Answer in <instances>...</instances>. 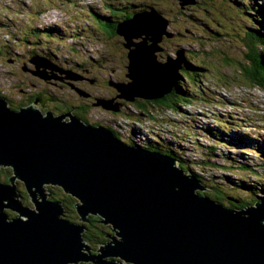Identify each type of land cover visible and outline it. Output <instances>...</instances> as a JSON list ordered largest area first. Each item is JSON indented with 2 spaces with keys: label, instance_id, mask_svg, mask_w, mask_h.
<instances>
[{
  "label": "water",
  "instance_id": "1",
  "mask_svg": "<svg viewBox=\"0 0 264 264\" xmlns=\"http://www.w3.org/2000/svg\"><path fill=\"white\" fill-rule=\"evenodd\" d=\"M153 13L134 14L116 28L129 62L128 83L108 82L119 99L158 100L177 85L184 50L176 51V59L157 61L168 20ZM140 48L148 50L150 61L136 65ZM35 62L30 60L35 70L22 71L40 80L75 79L59 68L48 75ZM46 100L37 97L11 110L0 98V167L12 170L8 183H0V264H264L263 203L232 210L200 196L205 191L200 181L172 157L129 145L70 112L42 116L35 105ZM112 100L96 99L93 106L116 113ZM15 179L24 184L33 208L23 206ZM48 185L76 200L81 224L63 218L61 202L48 201ZM89 216L114 233L96 254L82 237Z\"/></svg>",
  "mask_w": 264,
  "mask_h": 264
},
{
  "label": "rangeland",
  "instance_id": "2",
  "mask_svg": "<svg viewBox=\"0 0 264 264\" xmlns=\"http://www.w3.org/2000/svg\"><path fill=\"white\" fill-rule=\"evenodd\" d=\"M132 1L0 0V97L17 108L18 103L36 89V77L32 78L28 75L29 72L22 71L27 66L28 69H33L34 65L29 63L31 59L35 63L44 64L45 72L49 69V73L46 72L48 75L50 68L75 62L87 71L88 78L95 81V84H82L83 89L91 94V102L95 98L104 101L113 98L112 104L120 111L114 113L100 107L86 106V102L73 89L76 88L74 85L52 87L49 91L59 101L49 109L61 114L67 107L85 105L79 113V117H85V123L113 127L119 132L118 138L123 142H129L127 131H135L137 128L139 140L157 137L166 140L174 152H180L181 149L187 159L184 167L201 177L205 185L218 187L224 207L229 206L226 197L239 196V192L233 187L240 182L254 187V194H245L244 190L241 194V198L250 202V205L241 209H229L243 210L260 202L258 199L264 196V89L247 86L236 73L239 64L247 66L242 35L245 28L253 27L247 20L255 12L247 9L239 12L237 9L246 6L264 8V0H238L240 2L235 3L236 6L234 0H216L214 3L200 0L194 6L187 5L183 8H180V0H135V4L141 5L146 1L149 7L159 10L170 19L165 28V39L168 41H163V50L156 54L158 62L166 63L168 59H176V51L184 50L185 58L195 64L204 62L202 68L208 71L194 73L191 76L193 81L186 82L183 79L181 84L177 82L178 86L192 90H196L200 82H203L200 91L202 97L179 107L183 112L182 117H179L181 111L174 115H158L155 112L149 114L152 111L150 107L146 108L144 116H140L134 103L119 99L115 88L107 85L110 81L128 83L126 68L129 62L123 38L117 35L108 38L107 31L101 24L105 20L99 22V16L106 15L123 22L126 17L115 15L112 9L117 14L128 16L131 13L128 6ZM46 15V19L42 18ZM207 23H210V27ZM257 48L260 50L259 44ZM140 52V60L136 61V65L150 61L148 50L140 48ZM262 55L264 58V52ZM218 119L237 125L234 130H230L229 123L226 122L228 126L225 128L221 124L225 128L222 129L216 122ZM209 129L226 141L223 143L224 147L220 144L216 147L215 157H209L210 152L207 150L212 143ZM166 133L169 135H164ZM245 135L246 138L243 137ZM243 164L255 168L262 179L256 181L252 174L231 168ZM6 171L7 168L0 167V183H4ZM48 186L45 189L47 191L52 187ZM20 200L25 202L21 196ZM29 205L32 206L30 203ZM6 211L8 218H11L10 214L14 215ZM94 231L91 229L92 233Z\"/></svg>",
  "mask_w": 264,
  "mask_h": 264
},
{
  "label": "trees",
  "instance_id": "3",
  "mask_svg": "<svg viewBox=\"0 0 264 264\" xmlns=\"http://www.w3.org/2000/svg\"><path fill=\"white\" fill-rule=\"evenodd\" d=\"M198 1H200V0H194V3L196 4V3H198ZM206 1H208L207 3H214L216 0H203V2H206ZM134 2H135V0H133L132 3L128 6L131 9V11H130L131 13L128 16L117 14L113 9H112V13H114L115 15H117L119 17H123V18L126 17L125 20H127L133 14H139V13H143V12L144 13L145 12H154L160 16H163L165 19L170 20L167 18L166 15H163L159 10H157L153 7H149L147 5L146 1H144L143 5L138 4V3L135 4ZM237 2H240V1L234 0V5ZM122 4H125V2H122ZM195 4L190 5V6H194ZM243 9L251 10V11L255 12V15H253V17L250 16L247 20V23H249L253 27L250 29L245 28L246 30L243 31V35H242L244 46L246 49L245 57H246L247 66L239 64L238 68L236 70V73H238V75L241 76V78L244 80V82L247 86H249L251 88L264 89V58L262 55L264 52V32H263L264 31V24H263L264 23V8L259 7V6H255V7L246 6V7H242L240 9H237V10H239V12H242ZM257 18H261V19H257ZM102 20H105V21L102 22ZM99 22H102L101 24H102V26H104L105 30L107 31L108 38H111L112 36L117 35L116 34V28L119 24L123 23L124 21L119 22L118 20H114V19H110V18L106 17V15H104V16L102 15V17L99 16ZM207 24L210 27V23H207ZM255 26H257V27H255ZM117 36H119V35H117ZM165 38H166V36H163L164 40H165ZM257 44L260 45V50H258ZM162 45L160 44V48H162ZM191 61L192 60H190V59H187V58L185 59V63L183 64L182 69L179 71V78L177 80L178 84H181L180 82L183 81V79H185L186 82L193 81L191 76L194 75V73L208 72L202 68V65L204 62H202L200 64H195L194 62H191ZM63 67H66V66H63ZM61 70L70 72L69 69H61ZM79 70H82L80 66H79ZM71 72H73V71H71ZM73 73H76V72H73ZM200 83H199L200 85H198L196 90L186 89V88H183L182 85L178 86V84H177L176 87L173 89V91L170 94L162 97L161 99H158V100L135 99L134 102H132V103H134L135 109L140 114V116L145 115L147 107H150L152 109L151 113L147 112L149 114H152V112H155L158 115H160V113H171L172 115H174V114H177L181 111L179 108L180 106H186L187 104L195 101L196 98H200V96L202 97L200 91L202 90L201 85L203 82H200ZM29 96H30L29 101H32L34 99V95L31 93V95H29ZM0 98H2V97H0ZM2 99H4V98H2ZM95 101H96V98L94 99V102ZM27 102H28V100H27ZM94 102L92 103V105L94 104ZM18 104L19 105L17 106V108L10 106L9 104H8V107L11 110H16V109H19L21 107H24L26 105L25 98H23V100ZM181 113L182 114L179 117L183 116L182 111H181ZM83 117H79V118L82 122L85 123L86 120H84L85 117L84 118ZM139 122H141V121H139ZM216 122H217L218 126L221 127L222 129H225L228 126L226 124V122H228V121L225 119L224 120L218 119V120H216ZM228 123H229V129L234 130L233 128L237 125V123H234V122H228ZM140 124H142V123H140ZM221 124L224 125L225 128H223L221 126ZM92 126H99V125L95 124ZM100 126H102V125H100ZM107 128H109V130L116 137H120L119 132L114 130L113 127H107ZM208 131L210 133L213 144L211 143L210 146L207 148V150H208V152H210L209 157H215L214 154L217 151L216 147L219 144L224 147L223 143H226V141L223 138H220V136H218V134L216 132H214L213 130L209 129ZM126 134H127L126 136L128 137L129 142H125V143L132 145V146L144 148L148 151L160 152V154L167 155V156H170L173 159H175L178 162V167L183 172L185 169H188V172H190L196 179L200 180V183L205 188V191L208 190V192H205V191H203L202 193L199 192L198 194L200 196L204 195V196L210 198L211 200H213L217 203L223 204L222 203L223 199L221 198V196H219L220 191H219L217 186L205 185L204 182L201 180L202 179L201 177H199L198 175L193 173L188 167H184V164L186 163L187 159L182 154L181 149H180V152H174L170 148L169 143L166 140L160 139L157 136H155L157 138L154 137L155 139H152V140H139L137 138V135H136L134 130H129V131H127ZM164 135L168 136L169 134L166 133ZM243 137L246 138L247 136L245 135ZM251 142H253V140H251ZM238 143H241V141ZM195 144L197 146H200L198 143H195ZM252 149L254 151H257L253 147H252ZM251 153H253V151ZM222 158H224V157H222ZM206 159H209V158L207 157ZM231 168H236L237 169L236 171L247 172L248 174H252L256 181L259 179H262V177L256 172V169L251 168L248 165L243 164V165H240L238 167H232L231 166ZM6 173H7V175H5L4 177L7 179V177L11 175L12 170L9 167H7ZM241 181H244V180H241ZM4 182H6V181H4ZM52 187L50 188L52 191V195L50 198H48V201H50V202L51 201L61 202L63 207H64L63 218L70 221V222L76 223L77 215L73 209L74 205L76 204V200L74 198H72L71 196L66 195V193H64V191L60 187H53V188ZM47 188H49V186H45V189H47ZM207 188H209V189H207ZM17 189H18V193L22 197V200L26 201L27 200V198H26L27 197V191H26L24 184L22 182L20 185L17 186ZM233 189H235L237 192H239V194H238L239 196L236 198L235 197H226V199L231 198L233 200V201L228 200L229 206H226V208H228V209L229 208L241 209V208H244V207L250 205V202L244 201L241 198V194H242L243 190L246 191L245 194H254L253 193L254 187L252 185H249V184L244 183V182H240L237 186L233 187ZM210 190H216V192L211 193ZM24 195H25V197H24ZM258 201H260V203L264 204V196L262 198L258 199ZM9 212H11V211H9ZM11 213H13V212H11ZM10 216L15 217V214L14 215L10 214ZM98 220H99V217H97V216H89L88 222L86 224H84V232L82 235L83 241L91 249L94 245L93 243L97 244V246L99 247L100 245L108 242V239L106 236L110 235V231L108 229L109 227L102 225L100 222L98 223ZM78 224H81V223H78ZM91 229H94L95 231L92 233ZM81 264H92V263H81Z\"/></svg>",
  "mask_w": 264,
  "mask_h": 264
},
{
  "label": "flooded vegetation",
  "instance_id": "4",
  "mask_svg": "<svg viewBox=\"0 0 264 264\" xmlns=\"http://www.w3.org/2000/svg\"><path fill=\"white\" fill-rule=\"evenodd\" d=\"M93 3V2H92ZM177 38V37H176ZM163 41H164V39L162 40V42H161V45L163 44ZM165 41H168V40H166L165 39ZM170 42V41H169ZM161 50H163V48H160V51L159 52H161ZM48 61V60H47ZM49 62V61H48ZM30 63V62H29ZM50 63V62H49ZM32 65V64H31ZM33 66V65H32ZM28 67L29 66H27V67H25L24 69L25 70H27V71H29V70H33V69H35V67L33 66L32 68L33 69H28ZM56 67H58L59 69H69L70 71H73V72H76L75 74H76V76H75V79L73 80V81H70V82H68L66 79H64V75H56V77L57 78H52V79H49V80H39V79H37V78H34L33 76H32V74L30 75V74H28V73H25V76H31L32 78H34L37 82H38V86L36 87V89L33 91V92H31L33 95H34V99L35 98H37V97H41V98H47V100L43 103V104H40V103H38V104H36L35 105V108L38 110V112L43 116V115H45L46 113H52L54 116H58V115H62V114H65V113H68V112H70V114L71 115H73V116H75V117H77V118H79V113H80V111L82 110V107H84L85 105H83V106H75V107H67V109H66V111L65 112H63V113H61V114H58L56 111H54L53 109H49L50 107H53L54 105H56L57 103H58V101H59V99L55 96V95H53V93L51 92V91H49L52 87H59V88H64V87H66V86H69V85H74L78 90H81V91H83L85 94H87L88 95V97L87 98H84L83 96L81 97V96H79L78 95V97H80V98H82V101L83 102H86V106H88V105H90L91 107H93V105H92V102H91V94L89 93V92H87L86 90H84L83 88V86H82V84H84V83H86V82H92V84H95V81L93 80V79H90V78H88L87 76H86V74H87V71L86 70H79V65L77 64V63H75V62H72V63H67L66 64V67H63V66H56ZM46 72H48L49 73V69H47V71ZM28 74V75H27ZM107 85L108 86H110L109 84H108V82H107ZM49 97H53V99L54 100H52V98L51 99H49ZM25 98V100L27 101L28 100V102H27V104L25 105V106H27V105H30V104H33V101H34V99L32 100V101H29V98H30V96L28 97L27 95L24 97ZM113 99V98H112ZM25 102V101H24ZM49 110H51V111H49ZM55 112V114L53 113V112ZM87 124V123H86ZM88 125V124H87ZM5 183L7 184L8 182H7V179L5 178ZM14 183H15V187H17L18 185H20L21 184V182H20V180L19 179H15L14 180ZM17 192H18V189H17ZM18 195L20 196V194L18 193ZM67 195V194H66ZM69 196V195H68ZM22 198V197H21ZM27 200L23 203V206H25V207H30V208H33V206H30L29 205V203H30V201H29V198H28V195H27ZM22 202V201H21ZM52 202V201H51ZM54 202H58V201H54ZM31 204V203H30ZM32 205V204H31ZM8 211V210H7ZM11 218H13V217H11ZM70 222V221H69ZM101 223L102 225H104L102 222H101V219L99 218V220H98V223ZM73 223V222H72ZM76 223H77V221H76ZM78 224V223H77ZM109 227V226H108ZM109 229V231H110V235H108V236H113V231H112V229H111V227H109L108 228ZM108 236H106V237H108ZM108 239V238H107ZM109 240V239H108ZM94 245H93V247H92V249L91 248H89L90 249V254H96V250L98 249V246H97V244H95V243H93Z\"/></svg>",
  "mask_w": 264,
  "mask_h": 264
},
{
  "label": "bare ground",
  "instance_id": "5",
  "mask_svg": "<svg viewBox=\"0 0 264 264\" xmlns=\"http://www.w3.org/2000/svg\"><path fill=\"white\" fill-rule=\"evenodd\" d=\"M63 1L67 2L68 0H63ZM80 5H83V4H80ZM87 5H92V4H91V3H87ZM44 15H45V14H44ZM47 17H48V16L46 15V16H43L42 18H45V19H46ZM50 20H51V19H50ZM52 21H53V20H52ZM47 22H49V19H48ZM47 22H46V23H47ZM148 66H149V65H147V66H145V67H148ZM142 67H143V66H142ZM210 130H211V129H210ZM135 133L138 135V133H139V132H138V128L135 129ZM1 168H7V167H2V166H1ZM52 188H53V187H52Z\"/></svg>",
  "mask_w": 264,
  "mask_h": 264
},
{
  "label": "clouds",
  "instance_id": "6",
  "mask_svg": "<svg viewBox=\"0 0 264 264\" xmlns=\"http://www.w3.org/2000/svg\"><path fill=\"white\" fill-rule=\"evenodd\" d=\"M161 44V43H160ZM60 73V72H59ZM40 80V79H39Z\"/></svg>",
  "mask_w": 264,
  "mask_h": 264
}]
</instances>
